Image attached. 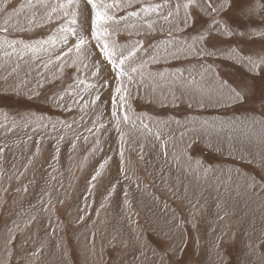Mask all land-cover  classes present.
Masks as SVG:
<instances>
[{
	"label": "rangeland",
	"instance_id": "rangeland-1",
	"mask_svg": "<svg viewBox=\"0 0 264 264\" xmlns=\"http://www.w3.org/2000/svg\"><path fill=\"white\" fill-rule=\"evenodd\" d=\"M188 2L104 0L119 4L111 41L140 47L125 65L131 119L121 113L118 132L111 89L91 103L90 59L69 57L61 70L53 53L63 45L4 43L55 33L49 0H0V264H264V75L247 64L264 57V0H249L240 24L216 17L234 34L213 29L195 46L204 55L193 39L211 24L209 0H192L195 25L184 23ZM81 8L90 23L86 0ZM225 81L256 99L235 101ZM182 234L181 256L172 249Z\"/></svg>",
	"mask_w": 264,
	"mask_h": 264
},
{
	"label": "snow or ice",
	"instance_id": "snow-or-ice-1",
	"mask_svg": "<svg viewBox=\"0 0 264 264\" xmlns=\"http://www.w3.org/2000/svg\"><path fill=\"white\" fill-rule=\"evenodd\" d=\"M191 3L192 0H189L188 3L184 4L186 10L184 23L186 25L189 18H191L193 25H195L196 22L195 17H192L191 13L187 11ZM29 4H31V0H29ZM86 5L90 7L91 10L90 23L89 17L86 14L87 8H81V0H56L54 4L49 0V3L45 5L46 8H50V11L47 12L48 20L51 22L55 18L59 21L55 33L48 35L46 39L38 40L34 43L25 44L23 41H5L4 43H8L9 47L13 49L23 45L22 51L27 50L32 53L40 51L50 52L58 45H63L66 51L61 50L59 55L53 53L55 61L60 62L61 64V70L64 67L69 66L67 65L69 57H75L73 59V65L78 61L83 62L84 60L90 59L91 63L88 66L95 69V71L92 72V76L98 78L99 82V86L95 88L96 95L91 103L95 104L99 101L101 99V93L105 89H111V118L117 121V131L119 132L121 113H123L122 119L125 123L131 119L128 115L131 93L129 87L121 82L125 77L131 82L133 77L126 71L125 65L137 55L140 47L133 45L131 46V50L121 49L119 45L111 41L112 33L109 31L107 25L111 22H115L117 18L109 12V9L119 7L118 3L106 4L104 3V0H86ZM208 6L211 8L212 12L211 24L204 28L201 34L193 39L194 50L201 55L205 54L204 51L195 46L197 44H203L206 38L211 36L213 29H215L218 35L231 36L234 34V30L229 22L219 20L216 17L220 16L221 13H224L225 15L232 13V15L229 16V21L240 24L243 21L244 15L246 13L250 15L252 12V6L249 4V0H223V2L219 4V7L213 6L211 0H209ZM130 15L136 16L138 13L132 12ZM149 27H151V25H149ZM89 28L90 35H88ZM0 31L6 32L7 29H0ZM240 35H244V33L241 32ZM260 35H264V33H261ZM72 40H74V43H71ZM138 45L142 46V42H138ZM126 50L127 55L124 54ZM239 59L242 60L243 58ZM51 63H53V60L50 59L49 64ZM247 64L250 66V72L264 75V57H261L258 60L248 57ZM45 67H47V65H45ZM133 71L136 70L133 69ZM113 80L116 82L114 88L112 87ZM224 85L229 89L230 96L241 104L247 103L249 99H256L254 94L249 97L248 86L244 84V82H241V85L237 87L228 85L226 81L224 82ZM52 99L54 102H57L55 96ZM260 99L262 101L261 106L264 107V89H262ZM57 106H60V104L57 103ZM95 124L96 122H94V126ZM85 139H87V137H85ZM121 140H123L122 135ZM0 151H2V149H0ZM121 156L123 157V148L121 149ZM106 162L107 161L102 162L96 173L91 177L89 182L90 191L92 188V182L96 180L98 175H100V169L104 168ZM200 163L201 162L198 160L197 164L199 165ZM259 166L264 169V159H262ZM121 171H123V167H121ZM261 183L264 184V178H262ZM253 184H255V178H253ZM112 188L115 189V185H113ZM125 202H127V190H125ZM81 219H83V217H81ZM186 248L187 238L182 234L179 243L174 246L172 251H179L182 256ZM168 254L169 249L165 248L162 253V258ZM176 264H179V262L177 261Z\"/></svg>",
	"mask_w": 264,
	"mask_h": 264
},
{
	"label": "crops",
	"instance_id": "crops-1",
	"mask_svg": "<svg viewBox=\"0 0 264 264\" xmlns=\"http://www.w3.org/2000/svg\"><path fill=\"white\" fill-rule=\"evenodd\" d=\"M30 8V7H29ZM28 8V9H29ZM43 14V13H42ZM39 66H40V64H38V65H36V66H33L32 68H34V69H39Z\"/></svg>",
	"mask_w": 264,
	"mask_h": 264
}]
</instances>
